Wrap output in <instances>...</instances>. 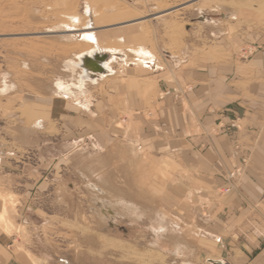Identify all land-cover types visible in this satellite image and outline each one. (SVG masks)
Returning <instances> with one entry per match:
<instances>
[{
  "label": "rangeland",
  "instance_id": "1",
  "mask_svg": "<svg viewBox=\"0 0 264 264\" xmlns=\"http://www.w3.org/2000/svg\"><path fill=\"white\" fill-rule=\"evenodd\" d=\"M67 14L102 48L121 51L117 59L102 52L109 73L79 83L78 68L65 66L95 50L61 32ZM140 47L157 69L136 65L131 50ZM185 99L219 104L206 110L218 116L221 105L242 102L264 118V15L256 0H0V196L13 225L0 233L11 249L27 264L220 260L198 230H207L215 204L242 191L251 161L242 155L241 171L205 188L191 154L208 142L168 149L154 136L161 102ZM217 125L213 132L242 129L238 118ZM233 150L242 152L237 143ZM197 192L216 203L208 208Z\"/></svg>",
  "mask_w": 264,
  "mask_h": 264
},
{
  "label": "crops",
  "instance_id": "2",
  "mask_svg": "<svg viewBox=\"0 0 264 264\" xmlns=\"http://www.w3.org/2000/svg\"><path fill=\"white\" fill-rule=\"evenodd\" d=\"M152 59L144 69H157L156 59L151 64ZM194 76L197 79L199 74L195 73ZM200 102H188L186 99L176 103L170 100L161 102L156 114L157 126L153 128L154 136H162L161 142L165 143L162 145L168 149L171 145L179 146L181 143L182 146L195 138L200 141L203 138V142H208L206 150L191 154V161L196 164L199 173L197 180L202 181L205 188L223 187V177L241 171L240 157L249 154L251 163L243 169L244 175L240 181L242 191L224 198L220 204H215L212 198L205 195L207 198L204 199L209 202L208 208L215 202L216 212H206L207 230L199 229L198 232L203 233V238L208 239L215 254L221 257L220 260L206 258L205 264H212L213 260L216 261L213 264H264V215L256 211L264 207V176L259 175L264 172V118L256 112H248L249 104L242 102L221 105L225 113L221 116L206 112L207 109L217 110L219 104L208 102L202 106ZM232 118H238L242 127L240 132H229L226 129L213 132L217 123L225 126ZM235 143L241 147V154L233 150ZM184 152V149H177L173 153L185 159L188 156ZM204 194L197 192V199H203ZM199 213L197 216L200 222L202 217ZM260 222H263L262 225ZM0 264H27L21 255L11 249L8 239L1 233Z\"/></svg>",
  "mask_w": 264,
  "mask_h": 264
},
{
  "label": "bare ground",
  "instance_id": "3",
  "mask_svg": "<svg viewBox=\"0 0 264 264\" xmlns=\"http://www.w3.org/2000/svg\"><path fill=\"white\" fill-rule=\"evenodd\" d=\"M256 2H257V11L260 14L264 15V0H256ZM170 13H171V10H167V11H164L160 14L155 15L154 18L159 19V18L166 16ZM63 18H65V20L67 19L69 21V24H65L64 22L61 23V25L63 27V31H61L62 33L78 34L79 38H81L82 41L86 42L87 45L89 43L91 45V47L95 49L91 52H87L86 54H83L82 56H79L77 58V60H78L77 63H73L71 61H68L65 64V66L72 72H76V69L78 68V70L80 71V76H79L78 82L81 83L80 81H82L84 79L90 80L93 76L96 77V79H97L100 76H104L106 73H109V70H110L109 68L111 66L108 64L109 62H107L108 56H110L111 58H116V56H118L119 52H121V51H119L118 49L112 48V47L111 48H106V47L102 48L100 46L96 36L94 35L93 31H86V30L82 31V30L77 29V26L80 22L77 17L71 16V15L69 16L67 14V16L64 15ZM140 23H141V21L138 20V21H134V22H131V23H128L125 25L131 26V25H136V24H140ZM120 26H119V28L126 27L124 25L121 27ZM53 32L47 31L46 33H53ZM76 32H79V33H76ZM103 51L106 52L108 54V56L105 53H102ZM131 52L134 55V58H135L134 61L137 63L136 65L144 67V66H147L149 61H151V56H150L149 52L146 51L142 47L137 48V49H133V50H131ZM102 56H106V60H104L102 58ZM113 61H111V62H113ZM83 64H85L88 67V69H85L83 67ZM108 65L110 66L109 68H108ZM91 70H93L95 72H92ZM100 71H103V72H100ZM57 87H58V90L63 92V94L65 95L64 98H67L68 94H71V93H69V89L67 87H65L63 84H59ZM0 199L4 203V205L2 206V209L0 210V226L5 231H7V233H8L9 231L12 230V227H13L12 223L8 219V210H7L8 208L6 206V204L8 205L9 200L7 199L8 200L7 201L4 196H0ZM214 262H216V261L213 260L212 264Z\"/></svg>",
  "mask_w": 264,
  "mask_h": 264
},
{
  "label": "water",
  "instance_id": "4",
  "mask_svg": "<svg viewBox=\"0 0 264 264\" xmlns=\"http://www.w3.org/2000/svg\"><path fill=\"white\" fill-rule=\"evenodd\" d=\"M102 58L104 59V60H106V56H102ZM83 67L85 68V69H88V67L85 65V64H83ZM92 72H95V71H93V70H91ZM100 72H103V71H100Z\"/></svg>",
  "mask_w": 264,
  "mask_h": 264
}]
</instances>
